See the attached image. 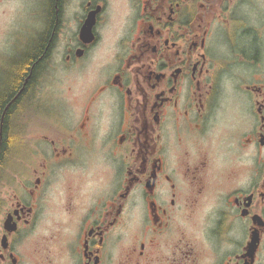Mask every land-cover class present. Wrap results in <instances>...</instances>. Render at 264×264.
Here are the masks:
<instances>
[{
  "label": "flooded vegetation",
  "instance_id": "af4514ba",
  "mask_svg": "<svg viewBox=\"0 0 264 264\" xmlns=\"http://www.w3.org/2000/svg\"><path fill=\"white\" fill-rule=\"evenodd\" d=\"M4 141L0 264H264V0H0Z\"/></svg>",
  "mask_w": 264,
  "mask_h": 264
},
{
  "label": "trees",
  "instance_id": "16d2710c",
  "mask_svg": "<svg viewBox=\"0 0 264 264\" xmlns=\"http://www.w3.org/2000/svg\"><path fill=\"white\" fill-rule=\"evenodd\" d=\"M53 13V12H52ZM53 16H54V13H53ZM54 19V17H52V20ZM37 59H31L28 61V63L23 67V69L20 70L19 72V75L17 76V79H16V83L14 84V87H18L20 82L22 81V78L23 76H26L29 74V72L31 71L30 73V77L27 81V83H29L35 73V69L37 67V64L39 63V61H37ZM15 88V90H16ZM11 122V120H10ZM6 128H7V124L6 122L3 124V138L7 140V134H6ZM9 141V139H8ZM7 149H6V142L4 141V146H2V148H0V167H1V163L4 161V152H6Z\"/></svg>",
  "mask_w": 264,
  "mask_h": 264
},
{
  "label": "rangeland",
  "instance_id": "374dc122",
  "mask_svg": "<svg viewBox=\"0 0 264 264\" xmlns=\"http://www.w3.org/2000/svg\"><path fill=\"white\" fill-rule=\"evenodd\" d=\"M14 154H15V153H13V154L11 155V152H10V156H11V157H14ZM11 157H10V158H11Z\"/></svg>",
  "mask_w": 264,
  "mask_h": 264
}]
</instances>
